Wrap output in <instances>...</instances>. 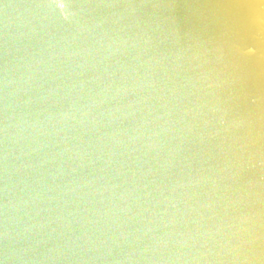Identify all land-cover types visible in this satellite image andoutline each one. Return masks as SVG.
Listing matches in <instances>:
<instances>
[{
  "label": "bare ground",
  "instance_id": "obj_1",
  "mask_svg": "<svg viewBox=\"0 0 264 264\" xmlns=\"http://www.w3.org/2000/svg\"><path fill=\"white\" fill-rule=\"evenodd\" d=\"M56 1L133 202L168 216L131 264H264V0Z\"/></svg>",
  "mask_w": 264,
  "mask_h": 264
},
{
  "label": "water",
  "instance_id": "obj_2",
  "mask_svg": "<svg viewBox=\"0 0 264 264\" xmlns=\"http://www.w3.org/2000/svg\"><path fill=\"white\" fill-rule=\"evenodd\" d=\"M82 58L56 0H0V264H131L169 239Z\"/></svg>",
  "mask_w": 264,
  "mask_h": 264
}]
</instances>
